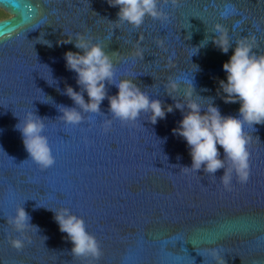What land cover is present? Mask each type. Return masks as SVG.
<instances>
[{"label": "water", "instance_id": "water-1", "mask_svg": "<svg viewBox=\"0 0 264 264\" xmlns=\"http://www.w3.org/2000/svg\"><path fill=\"white\" fill-rule=\"evenodd\" d=\"M158 6L167 20L145 17L135 28L113 23L119 8L107 0H0L8 13L0 19V264H217L211 249L226 264H264V124L244 125L250 177L241 184L234 176L231 191L220 183L223 169L215 177L181 170L191 157L186 141L172 133L183 118L175 102L187 103L191 82L201 107L212 98L222 115H239L238 102L217 95L218 81H226L223 63L236 40L247 36L264 53V0H160ZM218 24L232 41L227 54L211 39L201 46ZM77 32L110 55L114 82L134 79L173 111L156 124L145 113L123 123L111 117L105 99L102 114L86 113L79 125L61 121L56 106H75L62 94L65 84L80 89L64 60L66 51L79 50L60 41ZM170 79L179 84L176 101L165 91ZM106 87L109 95L118 91ZM28 112L45 118L43 134L55 157L48 169L29 159L15 129ZM21 205L38 230L24 234L18 251L9 239L19 233L7 219ZM65 207L99 242V259L71 254L49 210Z\"/></svg>", "mask_w": 264, "mask_h": 264}, {"label": "clouds", "instance_id": "clouds-1", "mask_svg": "<svg viewBox=\"0 0 264 264\" xmlns=\"http://www.w3.org/2000/svg\"><path fill=\"white\" fill-rule=\"evenodd\" d=\"M165 2L167 3V0ZM107 3L110 7L119 8L116 14L118 19L113 23H127L139 28L145 17L167 20L166 13L158 6L160 0H107ZM171 3L175 5L177 0H171ZM213 33H215L213 37H205L201 46L206 45L211 39L216 48L227 54L232 47L227 31L218 24ZM66 36L67 38L62 39L60 43L73 44L79 50L66 51L64 60L66 69L76 74L75 80L80 90L77 91L65 84L62 94L69 97L75 105L56 106L62 113L58 118L65 124H81L85 121L86 113L102 114L100 105L105 99L108 100L111 117L123 123L135 122L142 113H145L150 114V122L156 124L158 119H164L166 113L173 111L172 105L165 107L161 100L150 98L134 83V79L114 82L112 60L101 44L93 43L79 32ZM45 41L43 44L51 46L49 41ZM223 71L226 73V81H218L217 95L221 96L225 103L238 102L240 105L238 116L222 115L212 98L207 99L210 103L206 107H201L192 99L195 93L192 82L190 90L185 91L187 103H179L172 96V93L178 90L177 81L170 79L165 91L176 101L174 107L181 111L183 117L178 126L172 129L174 136L186 141L191 157V166H182L181 170L196 174L203 171L208 176L215 177V173L223 169V175L219 177L220 183L226 191H231L234 176L241 184H246L250 177V154L247 148L250 137L245 135L244 125L253 127L264 124V53L254 51L253 44L247 36L241 37L235 41L233 54L229 60L223 63ZM106 84L114 85L118 89L117 93L109 95ZM84 93L87 94V101ZM44 120L45 118L34 112H28L23 120L19 119L15 129L21 134L29 159L41 169H48L54 165L55 157L48 138L43 134ZM111 125L112 119H104L105 131H108ZM220 148L223 149L222 157ZM49 210L54 213V220L60 232L65 233L66 239L71 242L73 256L100 258L102 251L99 242L86 230L81 217L66 207ZM30 221L31 217L22 205L7 219V223L19 233L18 237L9 239L10 246L18 251L23 249L27 239L24 234L33 228L38 230ZM210 251L217 264H226L217 249Z\"/></svg>", "mask_w": 264, "mask_h": 264}, {"label": "rangeland", "instance_id": "rangeland-1", "mask_svg": "<svg viewBox=\"0 0 264 264\" xmlns=\"http://www.w3.org/2000/svg\"><path fill=\"white\" fill-rule=\"evenodd\" d=\"M8 13H6L4 10L0 9V19L3 17H7Z\"/></svg>", "mask_w": 264, "mask_h": 264}]
</instances>
